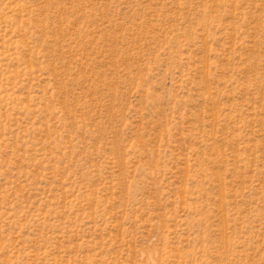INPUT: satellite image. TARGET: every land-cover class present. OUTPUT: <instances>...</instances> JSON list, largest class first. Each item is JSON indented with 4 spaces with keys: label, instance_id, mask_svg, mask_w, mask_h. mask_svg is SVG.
Returning a JSON list of instances; mask_svg holds the SVG:
<instances>
[{
    "label": "rangeland",
    "instance_id": "obj_1",
    "mask_svg": "<svg viewBox=\"0 0 264 264\" xmlns=\"http://www.w3.org/2000/svg\"><path fill=\"white\" fill-rule=\"evenodd\" d=\"M0 264H264V0H0Z\"/></svg>",
    "mask_w": 264,
    "mask_h": 264
}]
</instances>
